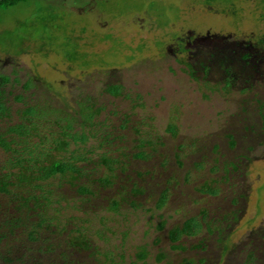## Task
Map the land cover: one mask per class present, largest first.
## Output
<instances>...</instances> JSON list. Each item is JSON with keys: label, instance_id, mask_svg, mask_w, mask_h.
Returning <instances> with one entry per match:
<instances>
[{"label": "rangeland", "instance_id": "1", "mask_svg": "<svg viewBox=\"0 0 264 264\" xmlns=\"http://www.w3.org/2000/svg\"><path fill=\"white\" fill-rule=\"evenodd\" d=\"M226 47L255 56L233 62L234 80L220 64ZM263 51L264 0H27L2 10L0 77L12 81L0 100L17 110L33 101L64 110L34 119L37 135L21 110L0 117V133L26 125L24 135L7 139L32 151L61 127L70 133L76 100L98 112L95 146L103 145L79 158L70 142L76 157L69 159L85 174L32 184L35 200L51 197L50 243L62 250L90 239V249L76 254L80 264H264ZM29 79L34 87L25 90ZM113 84L123 85L120 95L108 92ZM139 150L145 160L134 157ZM3 151L0 162L9 158ZM81 186L92 196H82ZM22 188L15 191L27 196ZM114 200L120 207L110 210ZM189 219L197 221L192 231H202L171 241V230ZM23 227L17 237L27 238ZM42 255L44 264L57 261L37 250L33 261Z\"/></svg>", "mask_w": 264, "mask_h": 264}, {"label": "trees", "instance_id": "2", "mask_svg": "<svg viewBox=\"0 0 264 264\" xmlns=\"http://www.w3.org/2000/svg\"><path fill=\"white\" fill-rule=\"evenodd\" d=\"M27 0H0V12L4 9H8L17 5L18 3ZM229 47L225 48V51H219L222 53L223 61H221V66H225L224 70L230 77V80L233 79V65L234 61L242 62L243 64H247L250 60H254V54H247L238 56L235 50H229ZM249 50V49H248ZM264 53V51H263ZM217 54V52H216ZM221 58V59H222ZM218 59H220L218 57ZM209 71V69H207ZM11 77L9 76H1L0 77V89L10 83ZM229 81V79L227 80ZM34 80L29 79L24 84V89L29 90L34 87ZM227 84H229L227 82ZM122 84H113L108 87V92L113 96H118L123 91ZM51 88H54L53 86ZM54 91V89H52ZM51 92V91H50ZM60 94V92H59ZM34 96V95H32ZM56 97V96H54ZM17 102H22V95H18L15 97ZM50 102H54L56 104L57 98H54L52 101L49 98ZM78 105V111L74 116H69V123L67 127L69 128L70 133H66L64 129L61 127V137L56 136L55 132L51 135L52 138H49L47 135L43 137V140L40 142L41 145L38 144L35 150L32 151H21L18 148V144L15 139H7L11 134H18L20 136L24 135L28 132V127L24 124H18L9 127L10 129L0 133V149L4 150L5 154L9 155V158L0 162V208L3 209L6 215L0 219V264H44L43 263V255L40 257L41 260H34L32 253L37 250L40 254L46 253V255H52V253L57 254L56 259L53 264H80L77 259L78 252H84L85 250L90 249L91 243L90 239L87 237L77 238V240L70 242L69 249L58 250V245L54 243H50L47 238V233L50 235L51 229V221L53 217H48V210L50 207L49 198H46L43 202H38L34 199L36 197L33 194L35 190V186L32 188V184L39 182L41 180L51 179L52 177H60L61 175L66 174L67 172L77 173L78 175L85 174V168H78L77 165L72 163L69 158H75L70 151L71 141L77 147L78 157L80 158H88L91 153L103 145L99 142V146L96 147L95 140L99 138L96 135L95 130H97L98 120L97 111L93 105L89 104L87 101H81L80 99L75 101ZM20 110L22 112L23 117H27L31 121V125L34 131L37 132L41 123L37 125L33 120L37 119L38 121L44 120L52 116H57L61 112H63L62 103L57 104V108L54 109L53 103L46 105H42L37 101H33L31 104H24ZM20 110L14 109L12 105H9L7 102L0 100V117H11L15 112H19ZM20 113V112H19ZM48 120V119H47ZM30 125V126H31ZM76 133H73L75 132ZM60 137V138H59ZM49 138V139H48ZM89 142H93L88 150H85V147L89 144ZM145 141H142L141 145H144ZM82 147V150L80 148ZM141 149V148H140ZM0 150V151H1ZM72 154L69 156L65 153ZM76 153V150L74 151ZM148 156V153L145 150H139L135 153L134 157L137 159L145 160ZM103 162H111L113 159L105 157L103 155ZM106 184L110 185L112 181L107 178L104 181ZM22 187H27L28 195L20 196L17 194L15 189H23ZM79 193L82 196H92V190L89 186H81L79 187ZM211 193H216V191H210ZM87 194V195H86ZM21 198L22 200H17ZM87 200H90L88 198ZM167 195H163L160 198L158 203V209H162L166 205ZM35 201V202H33ZM46 202V203H45ZM59 202V201H58ZM120 203L117 200H114L112 205L109 206L110 210H117L120 207ZM33 204V205H31ZM132 206H139L137 200H132L130 202ZM17 210L18 217H13L10 210ZM52 210V209H50ZM59 210V209H56ZM15 212V211H14ZM4 213V214H5ZM16 213V212H15ZM98 213V212H96ZM33 217H37L38 221H34ZM87 222H91L92 219H86ZM196 219H189L184 224V229H172L170 232L171 241L175 242L179 240L183 234L187 233L188 235H195L202 231L201 228L196 231H192V227H196ZM165 224L159 226L160 229H163ZM22 226H29L28 228L24 227L22 230L28 231L27 238L17 237ZM14 239V240H13ZM13 240V241H12ZM19 242V244L14 245L13 242ZM44 242H46L44 244ZM12 243V244H10ZM61 244V242H60ZM10 247L9 249H7ZM46 250H45V248ZM174 248H183L181 246H173ZM143 249L138 253L139 259L144 260L149 255V251L142 247ZM72 249V250H71ZM45 252H44V251ZM59 252V253H58ZM59 254V255H58ZM165 258L164 253L160 254L158 260L161 261ZM182 264H192L191 261L184 260Z\"/></svg>", "mask_w": 264, "mask_h": 264}, {"label": "flooded vegetation", "instance_id": "3", "mask_svg": "<svg viewBox=\"0 0 264 264\" xmlns=\"http://www.w3.org/2000/svg\"><path fill=\"white\" fill-rule=\"evenodd\" d=\"M194 44H195V43H192V42L189 43L188 46H187V47H188V50H189V48H190L191 46L193 47ZM189 53H193V51H192V50H189Z\"/></svg>", "mask_w": 264, "mask_h": 264}]
</instances>
